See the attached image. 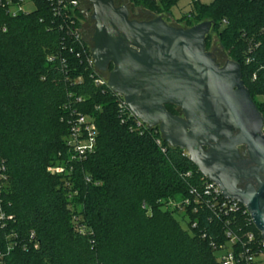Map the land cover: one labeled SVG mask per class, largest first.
<instances>
[{
  "label": "trees",
  "instance_id": "1",
  "mask_svg": "<svg viewBox=\"0 0 264 264\" xmlns=\"http://www.w3.org/2000/svg\"><path fill=\"white\" fill-rule=\"evenodd\" d=\"M6 1L0 0L6 28L0 32V249L13 244L6 264H221L216 253L227 246V231L254 234L255 244L240 245L264 252L245 208L214 212L207 198L195 201L192 191L201 192L207 179L187 153L169 147L158 127L138 128L133 117L124 118L121 97L97 84L107 73L89 67L92 42L77 37L83 1L90 10L86 0L62 16L46 0H32L35 9L15 17ZM130 1L155 17L171 15L179 2ZM206 21L241 66L264 118V101H257L264 97V0H191V10L176 20L187 28ZM73 112L97 128L96 148L82 161L72 159L67 143ZM52 167L65 171L50 173ZM186 199L185 209L170 206ZM175 213L188 218L186 228Z\"/></svg>",
  "mask_w": 264,
  "mask_h": 264
},
{
  "label": "water",
  "instance_id": "2",
  "mask_svg": "<svg viewBox=\"0 0 264 264\" xmlns=\"http://www.w3.org/2000/svg\"><path fill=\"white\" fill-rule=\"evenodd\" d=\"M87 1L92 58L108 72L109 89L143 124L158 127L169 147L185 151L225 199L242 205L264 239V118L241 66L221 65L206 50L212 22L179 28L162 16L132 19L114 0Z\"/></svg>",
  "mask_w": 264,
  "mask_h": 264
},
{
  "label": "built area",
  "instance_id": "3",
  "mask_svg": "<svg viewBox=\"0 0 264 264\" xmlns=\"http://www.w3.org/2000/svg\"><path fill=\"white\" fill-rule=\"evenodd\" d=\"M49 6L52 8L54 15L62 16L66 15L68 11H72L74 8L79 6L78 0H46ZM33 4L35 9V4L32 0H29ZM24 0H17L13 3L11 0L4 2V6L7 7L8 14L15 17L20 13H26L24 9ZM31 12V11H29ZM71 24H74L72 20ZM0 32H6L5 27H0ZM83 34L82 29H77V37ZM93 47V44H92ZM92 52V48H91ZM89 67L95 69L101 73H107L106 79L97 80L99 85L108 86V72H102L96 69L94 65V60L91 56L87 59ZM109 88V87H108ZM117 95V94H116ZM120 96V95H118ZM119 102V108L121 109L124 118L126 116L133 117L135 119L138 128L147 127L139 119H137L134 114L128 108L124 98L122 96ZM80 102V100H78ZM73 118L70 122V135L68 138V147L71 151V157L74 160L82 161L86 159L90 154H92L96 148V138H97V128L92 118L83 114H77L73 112ZM125 122V120H123ZM149 128V127H147ZM50 173L61 174L65 171L63 167H52L48 170ZM189 176V174H187ZM89 181V179H87ZM192 194L195 196V201H200L201 197L207 198L206 205L214 212L230 213L239 210L242 206L236 201L225 199L218 186L206 181L202 188V191L193 190ZM191 205V200L186 199L184 201H170V206L178 209H185ZM145 208V206H144ZM196 210L194 209V212ZM246 211V209H245ZM247 212V211H246ZM248 213V212H247ZM249 215V214H248ZM4 219V215L0 212V220ZM10 219V218H9ZM251 220V218H250ZM252 222V221H251ZM260 234V233H259ZM261 236V235H260ZM34 238V234L31 235ZM226 238L228 239L227 246H220L219 251L223 252L219 257L221 264H264V252H253L252 247L246 248L245 245L241 244L242 239H246L250 245L255 244V236L252 233L244 235L239 238L233 235L231 232H226ZM259 245L264 249V239L261 237ZM37 247V246H36ZM13 249V244H8L5 249H0V264H6L8 257ZM218 251V252H219Z\"/></svg>",
  "mask_w": 264,
  "mask_h": 264
},
{
  "label": "rangeland",
  "instance_id": "4",
  "mask_svg": "<svg viewBox=\"0 0 264 264\" xmlns=\"http://www.w3.org/2000/svg\"><path fill=\"white\" fill-rule=\"evenodd\" d=\"M213 1L214 0H201V3L205 4V5H209ZM24 2H25V4H24L25 11H28V12L33 11V8H34L33 4L30 3L29 0H24ZM114 2L116 4V6H122V5L127 6L128 9L130 10L132 19H136L138 21H149L155 17L152 14H150L149 12H147L144 9L137 6L136 4L132 3L130 0H114ZM89 6H90V10L88 9L89 7L83 1L81 9L84 10L85 12H88L91 14L92 7H91L90 3H89ZM190 10H191V0H179L177 5H175L172 8L171 15H164L163 18L165 20H168L167 23L172 25V26L179 27V28H187L185 22H176V20L180 19L183 14L188 13ZM82 25H83V27H82L83 35L86 37V39H88L92 42V36L94 33V31H93L94 25L91 26V24H88V25H90V27H88L86 22H83ZM211 33H213V31H211ZM210 52L213 53L217 62L220 63L221 65H223L227 60L230 59L228 52L223 49V47L221 46L219 39L215 33L212 34V43H211ZM257 101H259V102L262 101V98H257ZM78 210H80V208H78ZM174 217L180 221L183 228H186L187 222H188L187 217L183 218L182 215L177 214V213L174 214ZM222 253L223 252L219 251L216 253V256L219 258Z\"/></svg>",
  "mask_w": 264,
  "mask_h": 264
},
{
  "label": "flooded vegetation",
  "instance_id": "5",
  "mask_svg": "<svg viewBox=\"0 0 264 264\" xmlns=\"http://www.w3.org/2000/svg\"><path fill=\"white\" fill-rule=\"evenodd\" d=\"M86 13V12H85ZM84 13V14H85ZM89 21V22H88ZM84 22H86L87 23V26L88 27H90V25H88V24H91V26H93L94 25V22L91 20V18H90V15H88V16H84ZM93 28V27H92ZM88 30V29H87ZM93 31H94V29H93Z\"/></svg>",
  "mask_w": 264,
  "mask_h": 264
},
{
  "label": "crops",
  "instance_id": "6",
  "mask_svg": "<svg viewBox=\"0 0 264 264\" xmlns=\"http://www.w3.org/2000/svg\"><path fill=\"white\" fill-rule=\"evenodd\" d=\"M259 98H262V101H264V97H259Z\"/></svg>",
  "mask_w": 264,
  "mask_h": 264
}]
</instances>
